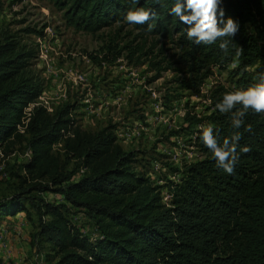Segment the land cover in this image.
<instances>
[{"label": "trees", "instance_id": "1", "mask_svg": "<svg viewBox=\"0 0 264 264\" xmlns=\"http://www.w3.org/2000/svg\"><path fill=\"white\" fill-rule=\"evenodd\" d=\"M50 1L64 10L70 24L89 32L128 23L129 8L152 9L146 24L132 25L181 47L195 75L189 87L203 82L211 67L235 64L230 71L235 80L231 87L211 90L208 115L188 117L203 157L181 168L171 166L178 180L158 185L136 169L138 152L123 148L115 125L96 132L83 129L72 104L54 113L36 107L21 132L24 109L42 95L43 86L26 75L31 54L11 42L0 43V145L5 153L17 143L31 151L21 167L24 175L13 172L16 191L0 197V219L35 209L37 238L49 247L52 264H264V114L249 112L245 126L236 130L228 114L213 111L222 93L247 87L264 72V0H223L226 17L240 25L234 37L225 38L227 51L219 47L220 40L211 45L189 40L186 25L171 14L175 0H139L135 6L131 0ZM207 124L220 143L240 132L233 174L216 166L200 139L198 126ZM57 143H62L61 153L53 150ZM243 147L250 150L244 153ZM50 191L61 199H45L43 193ZM80 212L94 233L77 224Z\"/></svg>", "mask_w": 264, "mask_h": 264}, {"label": "rangeland", "instance_id": "2", "mask_svg": "<svg viewBox=\"0 0 264 264\" xmlns=\"http://www.w3.org/2000/svg\"><path fill=\"white\" fill-rule=\"evenodd\" d=\"M8 42L31 54L26 75L43 86L53 107L74 105L77 124L92 132L115 125L123 148L138 152L136 169L158 185L178 180L171 166L181 168L203 157L188 117L208 115L211 90L231 87L235 80L233 64L211 67L203 82L189 87L194 72L172 38L123 22L89 32L70 24L50 0H0V43ZM11 149L0 160V197L16 191L13 172L25 173L21 167L27 148L17 143ZM53 150L61 153L62 143ZM162 194L168 202L165 188ZM43 197L61 199L51 191ZM75 220L94 233L84 213ZM6 221L0 219V264L53 263L49 247L37 238L40 216L35 209Z\"/></svg>", "mask_w": 264, "mask_h": 264}, {"label": "clouds", "instance_id": "3", "mask_svg": "<svg viewBox=\"0 0 264 264\" xmlns=\"http://www.w3.org/2000/svg\"><path fill=\"white\" fill-rule=\"evenodd\" d=\"M135 6L139 0H131ZM223 0H175L171 14L178 17L179 21L186 25L184 29L189 40L196 44L211 45L218 40L222 41L219 47L227 51L229 41L226 37H234L239 31V22L231 16L226 17L225 9L221 6ZM152 9L133 7L126 10L125 20L129 24H146L152 19ZM149 25V31L151 30ZM242 49L237 50L238 57ZM235 67V64H233ZM221 114H228L233 129L239 130L245 126L244 117L249 113L264 114V72L258 73L254 81L247 87L235 88L222 93L213 109ZM200 139L211 152L216 166L227 174H233L239 161L237 142L241 139L239 131L233 132L231 139L225 138L222 143L214 135L213 125H199ZM246 131L251 132V125H247ZM248 147L241 148L247 153Z\"/></svg>", "mask_w": 264, "mask_h": 264}, {"label": "built area", "instance_id": "4", "mask_svg": "<svg viewBox=\"0 0 264 264\" xmlns=\"http://www.w3.org/2000/svg\"><path fill=\"white\" fill-rule=\"evenodd\" d=\"M77 79L79 80H85L83 75H78ZM36 107H44L45 109H47L48 112L50 113H54L57 107H53L52 104L49 103V99H47V96L44 95V93H42V95H40L36 100L32 101L31 103L28 104V106L25 107L24 109V117L22 119V122L20 124H18V129L21 132H25L26 127L32 117V114L34 112V109ZM117 133V132H116ZM14 154H16L14 152ZM25 157L30 158L31 157V151L28 150L27 152L24 153ZM5 159V152H4V148L2 145H0V160H4Z\"/></svg>", "mask_w": 264, "mask_h": 264}, {"label": "crops", "instance_id": "5", "mask_svg": "<svg viewBox=\"0 0 264 264\" xmlns=\"http://www.w3.org/2000/svg\"><path fill=\"white\" fill-rule=\"evenodd\" d=\"M20 215H21V214H18L17 216H8V217H7V220H8V221H11V222H14L16 219L19 218ZM8 221H6V222L8 223ZM11 222H10V223H11Z\"/></svg>", "mask_w": 264, "mask_h": 264}]
</instances>
